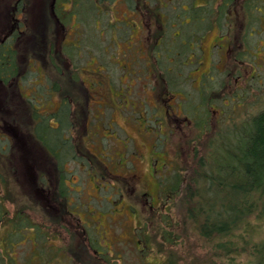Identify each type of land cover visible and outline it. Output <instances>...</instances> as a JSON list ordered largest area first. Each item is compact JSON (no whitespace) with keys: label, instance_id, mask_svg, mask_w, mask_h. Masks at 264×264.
<instances>
[{"label":"trees","instance_id":"trees-1","mask_svg":"<svg viewBox=\"0 0 264 264\" xmlns=\"http://www.w3.org/2000/svg\"><path fill=\"white\" fill-rule=\"evenodd\" d=\"M52 9L65 35L51 56L56 70L48 78L52 90L62 96V105L54 115L33 110L31 117L34 137L56 168L57 205L71 211V194L65 189L72 172L66 166L82 156L74 136H67L74 124L60 79L70 75L77 82L80 68L94 56L108 64L104 46L115 36L128 38L137 49L144 42L149 65L143 59L138 62L175 97L193 133V169L182 190L175 185L163 193L169 197V191H180L186 218L200 238L214 241L215 256L247 252L248 264H264V241L255 240L252 229L264 223V0H54ZM23 26V19H14L13 29L0 40V81L15 75L26 83L35 73L18 69ZM139 29L145 37L136 41L133 35ZM213 32L219 39L206 66L204 42ZM58 54L66 62L57 63ZM132 57L134 65L138 56ZM13 195V209L6 205L3 212L0 203V264H49L53 259L70 264L65 244L28 213L40 211L39 203ZM155 221L144 220L138 227L141 251L166 253V264H178L171 255L180 236L171 230L167 215ZM144 227L149 229L140 231ZM84 237L95 255H105L96 248L97 237L89 231ZM26 241L31 251L19 260L14 254Z\"/></svg>","mask_w":264,"mask_h":264},{"label":"rangeland","instance_id":"rangeland-1","mask_svg":"<svg viewBox=\"0 0 264 264\" xmlns=\"http://www.w3.org/2000/svg\"><path fill=\"white\" fill-rule=\"evenodd\" d=\"M19 1L0 0V40L14 26L13 12ZM53 2L25 0L23 5L27 18L23 19L17 58L20 72L26 67L35 70L28 75L29 82L23 83L21 76L15 75L0 81V147L7 144L0 155V171L6 178L1 190H5L8 208H14L11 201L17 197L13 194L39 203L40 211L28 209V213L48 225L65 244L70 264H166V253L143 254L138 235L144 220L152 224L165 215L171 230L180 236L171 255L178 264H248L247 252L215 256L214 241L200 238L186 218L180 191H169V197L162 191L175 185H181L177 190H182L195 162L190 147L193 133L175 97L138 62L143 59L149 65L143 56L144 42L137 49L128 38L115 36L104 46L108 64L94 56L80 68L77 82L70 75L60 79L74 124L67 136H74L82 156L66 166L72 172L65 189L71 194L72 213L57 205L56 168L34 137L31 112L22 97L35 88L48 92V75L56 70L51 56L60 49L65 29L53 13ZM144 37L141 29L133 35L136 41ZM218 39L213 32L204 42L206 66L212 61ZM134 54L138 57L133 65ZM58 55L57 63L66 62ZM66 67L65 63L68 71ZM61 97L49 95L41 100L39 111L58 112ZM255 225V240L264 241V223ZM88 231L97 237L96 248L104 256L95 255L88 247L84 237ZM241 231L239 228L236 234ZM30 243L17 247L15 257H27ZM62 261L53 259L49 264Z\"/></svg>","mask_w":264,"mask_h":264},{"label":"flooded vegetation","instance_id":"flooded-vegetation-1","mask_svg":"<svg viewBox=\"0 0 264 264\" xmlns=\"http://www.w3.org/2000/svg\"><path fill=\"white\" fill-rule=\"evenodd\" d=\"M20 2H24L22 4L26 5L25 0H20L16 6V9L13 12V16H14L13 18L22 20L24 18H27V13L23 10L25 6H23V5L19 6ZM12 29L13 28H11L10 30H12ZM19 80H21V79L19 78ZM40 83L41 82H39V84ZM47 89L49 91L44 92V91L36 90V88H35V89L31 90L28 94L22 95V97L26 101L31 113L33 112V110L36 111L37 113L43 115V116L44 115L50 116V115H52V114L54 115L56 113V110H52L51 112H48V113H43V112L39 111V109H40L39 105L41 104V100L49 99V95H51V96L54 95L56 97L55 91L52 90V84L50 82H48ZM46 95H48V96H46ZM67 98L68 97H65V99H64L65 108H66V105L69 104V102H68L69 99L67 100ZM60 107H61V104L58 106L57 110H59ZM52 119H53V117H51V120ZM51 122H52L51 125L55 126L53 124V121H51ZM1 140L3 142L5 141L4 139H1ZM6 146H7V144H6ZM5 147H3V148L0 147V150L3 149V151H5L6 150ZM5 181H6V178H5L4 172L0 171V203H1V206H3V212L6 211V193H5V190H1V189L5 188ZM2 231L4 233L5 227L1 228V232Z\"/></svg>","mask_w":264,"mask_h":264}]
</instances>
